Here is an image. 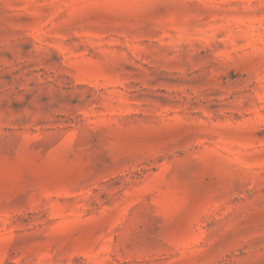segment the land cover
<instances>
[{
    "label": "rangeland",
    "instance_id": "1",
    "mask_svg": "<svg viewBox=\"0 0 264 264\" xmlns=\"http://www.w3.org/2000/svg\"><path fill=\"white\" fill-rule=\"evenodd\" d=\"M0 264H264V0H0Z\"/></svg>",
    "mask_w": 264,
    "mask_h": 264
}]
</instances>
